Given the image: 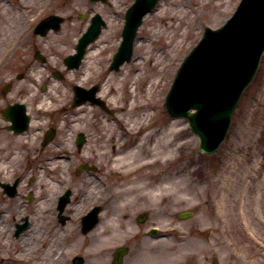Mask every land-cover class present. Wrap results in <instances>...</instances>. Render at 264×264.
Returning <instances> with one entry per match:
<instances>
[{"label":"rangeland","instance_id":"1","mask_svg":"<svg viewBox=\"0 0 264 264\" xmlns=\"http://www.w3.org/2000/svg\"><path fill=\"white\" fill-rule=\"evenodd\" d=\"M238 1L160 0L155 10L143 18L136 35L131 60L114 72L108 70V65L121 41L120 33L124 15L133 0H107L105 4L92 3L89 0H82L80 3L76 1L72 3V0H0V48L6 42L2 40L12 38L14 34H24L25 29L31 28L37 19L46 14L54 12L66 19L59 31L60 35L56 37V39H62L56 40V45L63 44L61 45L63 54L48 52L49 58L58 62L62 56L65 57L72 52L76 39L88 25V20L79 18L80 14L99 13L106 21V27L92 44L93 50L87 52L80 68L69 71L62 81L54 79L62 95L60 104H64L62 105L64 109H60L57 116L65 114L62 116V123H59L58 142L60 144H58L60 146L62 141L65 144L64 130H71L73 134L83 132L90 136L87 143L94 149L84 153L80 158L90 157L86 162L95 165L97 170L79 175V189L76 196L81 194V197H86L84 192L92 189L90 185H93L95 190L93 194L98 193L101 198H105L106 192L103 193L102 186L106 187L107 183L112 185V192L118 193L121 190L119 193L125 196L132 194L136 187L144 199L150 200L149 202L141 201L142 209H153L155 212L153 219L158 222L165 235L152 240H135L133 246L134 251L137 249L146 251L145 248L152 246L156 251L153 254H156L159 264H215L214 260L216 264H264V55L254 82L246 91L233 116L228 138L216 154L199 153L198 139L191 133L186 120L170 118L164 106L166 94L179 64L200 39L204 28L215 29L221 26L231 15ZM178 11L188 13L180 16ZM1 16L4 17L1 18ZM177 24H180L179 31L171 45L167 44L168 39V41H162L161 38L150 37L152 29L168 32L167 28L172 30ZM109 33L110 36L106 37ZM52 39V35L42 39L45 48L43 51L47 52L46 47L53 45ZM140 43H145L147 48L137 52L136 45ZM172 46L174 48H171ZM160 48L163 49V58L171 59L169 62L171 69L168 77L164 79L166 84L159 96L157 106L149 110L147 114L148 120L153 119L154 123L159 121L177 123L173 143L176 145V150L172 156L163 159L154 156L153 160H157L156 163L147 166L140 174H127L126 168L129 167H126L124 162L111 161L116 154L113 148L118 145L120 149H123L124 145L133 146L143 130H140L137 135L131 134L125 130L123 122L120 121L116 126L118 128L114 137L112 139L106 137V124L116 125L122 105V103L117 104L113 94L106 90V75H119L125 72L129 65L143 63L147 50L149 58L145 60L143 66L141 64L135 69L148 72L149 63H152ZM5 49L11 54L12 48L8 43L5 44ZM22 50L25 51V48ZM10 58L7 56L0 65V109L10 102L27 101V107L34 121L42 123L43 115L37 113L35 99L32 97L33 93L38 92L37 90L28 91L26 88L29 86L25 84L29 76L27 80L24 78L13 83L12 90L7 96L1 93L3 84L14 77L15 73L31 72L33 68H37L33 63L29 70H25L19 66L20 64L13 63ZM91 62L93 68L87 70ZM50 81L53 82V80ZM95 82H102L98 96L112 110L111 114L90 104H84L78 109L70 107L73 84L87 86ZM52 89L56 93L57 88L52 86ZM48 118L49 116H44V127L48 124ZM74 120L79 122L70 125V122ZM1 132L6 135L4 130ZM6 141L10 143L12 139H6ZM38 142H35L33 148H38L37 152ZM183 143L186 145L180 148ZM58 144L57 147H59ZM98 148L101 149L96 151ZM0 156L5 155L0 151ZM72 160L62 162L63 167L60 169L58 180L63 181L64 184L71 179L73 166L69 167L68 164ZM139 161H150V157L144 155ZM9 162L6 171L0 173L2 182L11 181L12 176L18 175L22 176L25 182L28 175L35 176L37 164H40L38 161L32 163L33 173L26 174L23 173L26 160L23 161L24 165L23 162L20 165L13 161ZM4 165L6 164L2 162L0 166ZM106 170H110L114 175L110 171L106 175ZM119 171H122L123 175H118ZM116 176H120L121 180L116 182L119 179ZM141 176L146 178L144 180L141 178L139 181ZM148 179L154 184L162 181L170 187V190L150 196L147 188ZM38 187V183L32 186L34 194L35 188L38 190ZM29 192L27 187H21L20 195L14 200H9L0 194V214L5 213L0 219V228L4 229L1 231L5 232L4 235L0 234V258L10 257L8 260H0V264H27L28 262L30 255L23 252H18L19 255L21 254L18 260L12 258L20 249L17 243L22 237L17 239L13 237L12 223L16 216L21 217L30 213L35 215L31 218V223L37 225L40 223L41 207H35L37 200L25 201ZM181 210H193L194 216L178 222L175 214ZM117 232L113 234L119 237L121 233ZM98 238L100 237L96 232L92 235L70 234L63 241V250L59 245L55 248L54 255L57 253L55 264H70L72 256L76 254L85 259L84 264H94L92 251L105 246ZM144 243L148 245L144 246ZM88 245H90L89 249ZM133 253L132 251V256H134ZM103 259L106 262V256H103ZM47 261L48 263L45 258H42L40 262L49 264L50 259ZM133 262L138 263V261Z\"/></svg>","mask_w":264,"mask_h":264},{"label":"water","instance_id":"2","mask_svg":"<svg viewBox=\"0 0 264 264\" xmlns=\"http://www.w3.org/2000/svg\"><path fill=\"white\" fill-rule=\"evenodd\" d=\"M156 1L136 0L128 10L123 40L111 68L117 69L129 59L141 18ZM100 25L103 23L95 18L88 33L79 41V52L67 59L70 67L78 66L85 45L98 35ZM263 51L264 0H242L222 28L205 29L202 40L181 65L166 108L171 117L188 120L191 131L199 138L200 152L214 153L225 139L232 113L243 90L252 81ZM95 102L103 107L98 100ZM190 109L197 112L191 113Z\"/></svg>","mask_w":264,"mask_h":264},{"label":"bare ground","instance_id":"3","mask_svg":"<svg viewBox=\"0 0 264 264\" xmlns=\"http://www.w3.org/2000/svg\"><path fill=\"white\" fill-rule=\"evenodd\" d=\"M75 1L80 3L82 0H72V3H75ZM178 13L180 16L181 14L185 16L188 12L178 11ZM179 26L180 24L175 25L172 30L167 28L168 32L152 29V34L150 37H158L161 38L162 41L169 40L167 44L171 45L173 38L179 31ZM109 36L110 33L106 35V37ZM167 46L168 45H164V47ZM146 48L147 45L145 43L136 45L137 52ZM171 48L174 47L172 46ZM146 54L147 55L145 58H143V63H133L126 68L125 72H122V74L119 75H106V90L108 89V93L113 94V98L117 104L122 103L120 107L121 113L116 119V125H112L111 123L106 124V137L109 139L114 137L115 131L118 128L116 126L120 121L123 122V127L125 126V130L131 134L137 135L140 130H143V133L133 146L127 147L124 145L123 149H120V145L117 147L114 146V151L116 154L113 156V159H110L112 162H124V165L129 167L128 169L126 168L127 172H135L138 174H140L143 169H146L147 166H152L156 163L157 160H153L154 156L163 159L165 157L172 156L176 150V145H173V143L176 135L174 129L177 127V123H167L166 121L154 123L153 119L148 120L149 115L147 114L149 110L157 106L159 96L161 95L164 85L166 84L164 79H166L170 73L171 65L169 62L171 59L163 58V49L160 48L159 52L155 54L152 63H149V71L142 72L139 69L138 71L135 68L141 64L143 66L145 60L149 58L148 50L146 51ZM92 68L93 64L91 62L87 70ZM157 134L159 135L154 138V136ZM172 134L174 135L172 136ZM13 144L17 148L24 146L20 139H15ZM185 145L186 143L181 144L180 148L184 147ZM68 146L72 148L71 142ZM29 147L31 148V146ZM100 149L101 148H98L96 151ZM86 151H90V149L87 147ZM69 153L71 155L73 154L72 149H70ZM101 154L104 155V153ZM144 155L150 157V161H139ZM176 172H178V170ZM151 175L152 174H150V177L152 179ZM141 178L142 176L140 177L139 181ZM145 178L146 177H143L142 179L144 180ZM147 182V188L150 196L162 194L170 190V187L162 181L154 184L152 180L150 181L148 179ZM134 191L139 194L138 198H140V190L135 187ZM36 199L39 201V204L41 202L43 205L47 200L51 199V194L47 191L45 196L39 197L37 195ZM142 199L143 198L141 197L140 200ZM37 206L38 205H36V207ZM104 223L105 219L103 218L97 227V236L100 237L98 239H101L102 244L104 243L105 246H101L92 251L95 260L94 264H105L103 256H106V249L109 248V246L107 247L106 243H109V241L106 240ZM29 228L25 234L21 235L22 237L17 243L20 249L15 252L16 255H14L12 258L14 260H18L21 256V254L19 255L18 252H23L30 255L27 264H43L40 262L42 258H45V261L50 259L49 264H55L54 248H52L51 244L46 243L47 240L45 235L39 231L37 224H34L33 227L30 229ZM0 234H5V232L0 230ZM115 241L118 242L117 238L114 235H111L112 244ZM9 258L10 257H2L0 260H8Z\"/></svg>","mask_w":264,"mask_h":264},{"label":"flooded vegetation","instance_id":"4","mask_svg":"<svg viewBox=\"0 0 264 264\" xmlns=\"http://www.w3.org/2000/svg\"><path fill=\"white\" fill-rule=\"evenodd\" d=\"M23 74H17L16 78H23ZM10 81V79H9ZM10 88V84H8ZM10 103L6 104V106ZM7 126H4L6 129ZM9 132V131H8ZM11 133V132H9ZM57 132H55V135ZM55 138V137H54ZM53 138V140H54ZM53 140L41 147L42 149V160L40 162L42 167V174L46 172L47 162L51 167L47 181L50 183L51 199L47 200L43 205L41 204V223L40 227L42 230H50L53 234V238H59L58 233L70 232L78 236L79 235H90L95 227L84 231L87 229L83 228V218L86 216L88 211L98 206L100 207L99 215L106 212V240L108 249H106V264H159L158 258L156 256V251L153 247L148 246L143 251L142 249H137L134 251V241L139 239L142 241L152 240L159 238V232L154 230L158 229V222L153 219L154 211H143L141 200L138 195L122 196L112 193V187L106 184V188H103V193L106 192L105 198L100 194H88L84 192L86 197L76 196L78 193V159L74 161L73 173L75 175L73 180H69L64 184L63 181L58 180L59 172L57 170L58 157L52 154L47 160L44 152L50 151V145ZM75 148L79 151V148L75 144ZM60 179V178H59ZM45 189V187H43ZM138 198V199H137ZM106 204V205H105ZM110 208V209H108ZM51 221V222H50ZM50 222V223H49ZM100 219H98V223ZM30 220L28 217L25 218V230L30 226ZM133 227V228H131ZM119 231V237H117L114 232ZM118 233V232H117ZM154 234V236L152 235ZM57 235V236H56ZM111 235H114L118 242H111ZM123 236V237H122ZM123 242L120 245L116 244ZM111 243V244H110ZM144 243V246L148 244ZM89 245L87 246V248ZM150 247V248H149ZM119 248H124L125 252L116 254V250ZM142 250V251H141ZM132 251L134 256H132ZM85 259H83L82 264H84ZM133 261H138L135 263ZM70 264H73L70 261Z\"/></svg>","mask_w":264,"mask_h":264}]
</instances>
